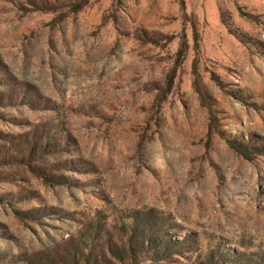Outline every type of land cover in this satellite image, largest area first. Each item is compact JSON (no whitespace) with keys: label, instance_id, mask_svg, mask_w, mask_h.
<instances>
[{"label":"rangeland","instance_id":"1","mask_svg":"<svg viewBox=\"0 0 264 264\" xmlns=\"http://www.w3.org/2000/svg\"><path fill=\"white\" fill-rule=\"evenodd\" d=\"M0 264H264V0H0Z\"/></svg>","mask_w":264,"mask_h":264},{"label":"trees","instance_id":"2","mask_svg":"<svg viewBox=\"0 0 264 264\" xmlns=\"http://www.w3.org/2000/svg\"><path fill=\"white\" fill-rule=\"evenodd\" d=\"M197 36V35H196ZM196 41H197V39H196ZM184 48H186V43H183V47H182V49L180 50V53H184V51H185V49Z\"/></svg>","mask_w":264,"mask_h":264}]
</instances>
